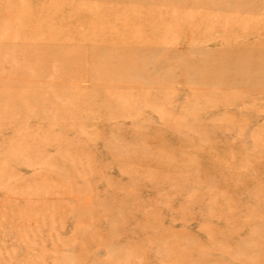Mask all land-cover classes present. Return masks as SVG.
I'll list each match as a JSON object with an SVG mask.
<instances>
[{
    "label": "rangeland",
    "instance_id": "1",
    "mask_svg": "<svg viewBox=\"0 0 264 264\" xmlns=\"http://www.w3.org/2000/svg\"><path fill=\"white\" fill-rule=\"evenodd\" d=\"M0 264H264V0H0Z\"/></svg>",
    "mask_w": 264,
    "mask_h": 264
}]
</instances>
